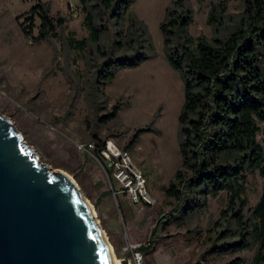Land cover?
Listing matches in <instances>:
<instances>
[{"label":"rangeland","instance_id":"rangeland-1","mask_svg":"<svg viewBox=\"0 0 264 264\" xmlns=\"http://www.w3.org/2000/svg\"><path fill=\"white\" fill-rule=\"evenodd\" d=\"M39 2L52 16L55 34L39 36L41 19L32 9ZM95 3L0 0V111L13 120L41 159L52 163V169L63 168L75 175L95 206L117 258L136 264L124 248L131 241L129 231L137 236L131 242H146L157 217L174 211L157 245L143 252L140 264H233L236 255L243 258L241 264H253L255 242L236 252L220 248L224 241L243 237L240 227L228 224L221 214L229 203L226 188L216 193L196 192L189 199V209L166 192L182 163L178 116L184 82L166 56L161 29L169 7L177 8L176 13L188 9L187 30L195 38L223 36L238 22L245 1L131 0L118 21ZM88 10L98 25L106 26L97 39L87 24ZM136 50L145 55L143 60L118 67L102 85L99 64L110 55H130ZM114 103L119 104L116 116L110 113ZM258 123L257 138L264 145V122ZM141 126L151 128L142 130L126 146ZM94 133L128 147L155 202L129 201L114 175L115 168L109 171V160L80 145L94 138ZM263 191L264 176L259 169L248 171L243 192L246 216L252 217L251 207ZM245 237L251 239L249 233Z\"/></svg>","mask_w":264,"mask_h":264},{"label":"trees","instance_id":"trees-1","mask_svg":"<svg viewBox=\"0 0 264 264\" xmlns=\"http://www.w3.org/2000/svg\"><path fill=\"white\" fill-rule=\"evenodd\" d=\"M130 1L97 0L95 4L118 21ZM244 1L236 25L227 34L212 39L203 35L195 38L188 32V9L176 13L177 8L169 7V16L161 23L166 56L184 82V100L178 116L182 163L166 192L175 195L182 207L189 209V199L195 198L196 192L216 193L226 188L229 203L221 214L228 224L240 227L238 232L243 237L224 241L220 248L236 252L255 242L258 247L253 264H264V191L251 207L252 217L243 212L247 203L243 195L247 172L259 169L264 176V145L257 138L258 122H264V0ZM32 9L41 19L39 36L55 34V23L43 3ZM94 17L88 10L87 24L97 39L106 26L98 25ZM144 56L139 50L130 55L108 56L98 67L100 82L103 85L111 80L118 67L137 64ZM112 107L110 113L116 116L119 104ZM149 128L138 127L126 146ZM112 168L110 165V172ZM169 214L157 217L148 240L139 245L143 252L157 245L161 229L176 215L174 211ZM247 233L250 240L245 237ZM231 262L241 264L243 258L236 255Z\"/></svg>","mask_w":264,"mask_h":264},{"label":"water","instance_id":"water-1","mask_svg":"<svg viewBox=\"0 0 264 264\" xmlns=\"http://www.w3.org/2000/svg\"><path fill=\"white\" fill-rule=\"evenodd\" d=\"M23 138L0 111V264H115L75 175Z\"/></svg>","mask_w":264,"mask_h":264},{"label":"built area","instance_id":"built-area-1","mask_svg":"<svg viewBox=\"0 0 264 264\" xmlns=\"http://www.w3.org/2000/svg\"><path fill=\"white\" fill-rule=\"evenodd\" d=\"M80 145L87 149H95L101 156L111 162V165L115 168V177L121 182L133 201L155 202V197L147 188L145 174L134 163L128 147L120 145L111 137L103 139V141L94 137L89 141L80 143ZM139 245L140 243L129 241L124 246L125 249L130 250L128 257L131 263L140 264L144 260V253Z\"/></svg>","mask_w":264,"mask_h":264},{"label":"bare ground","instance_id":"bare-ground-1","mask_svg":"<svg viewBox=\"0 0 264 264\" xmlns=\"http://www.w3.org/2000/svg\"><path fill=\"white\" fill-rule=\"evenodd\" d=\"M100 227H101V225H100ZM102 228V227H101ZM103 229V228H102ZM104 231V230H103ZM105 233V232H104ZM106 235V234H105ZM107 237V236H106ZM107 240H108V238H107ZM108 243H109V245H110V242H109V240H108ZM110 247H111V250H112V253H113V257H114V263L115 264H122V262H121V258H117V256L115 255V253H114V251H113V249H112V246L110 245ZM126 264H128V262L126 263Z\"/></svg>","mask_w":264,"mask_h":264},{"label":"crops","instance_id":"crops-1","mask_svg":"<svg viewBox=\"0 0 264 264\" xmlns=\"http://www.w3.org/2000/svg\"><path fill=\"white\" fill-rule=\"evenodd\" d=\"M88 150H89V149H88ZM109 165H111V163H109ZM125 196L128 197L129 201H133V200L130 198V196L128 195V193H126ZM129 236H130V240H131V241L137 239V238H136L137 236H136V234H134L133 231H129Z\"/></svg>","mask_w":264,"mask_h":264}]
</instances>
